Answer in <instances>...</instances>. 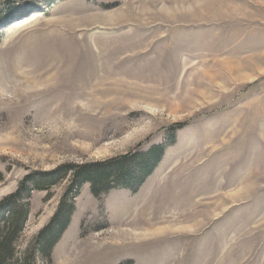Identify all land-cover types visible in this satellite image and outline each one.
Segmentation results:
<instances>
[{"label":"rangeland","instance_id":"rangeland-1","mask_svg":"<svg viewBox=\"0 0 264 264\" xmlns=\"http://www.w3.org/2000/svg\"><path fill=\"white\" fill-rule=\"evenodd\" d=\"M161 145L135 190L72 191L33 264H264V0H0V217L26 177L138 178ZM71 177L23 196L17 257Z\"/></svg>","mask_w":264,"mask_h":264},{"label":"trees","instance_id":"trees-1","mask_svg":"<svg viewBox=\"0 0 264 264\" xmlns=\"http://www.w3.org/2000/svg\"><path fill=\"white\" fill-rule=\"evenodd\" d=\"M162 151H164V146L161 145L150 152L140 154L142 159L146 158L147 160L140 163L138 178L126 171L124 160L128 156L119 158V160L115 159L92 165L88 168L68 164L63 168L61 167L58 170L59 173L50 178H47V176L26 177L17 190L6 199L8 213L0 217V264H33L35 252L46 258L50 257L52 248L71 221L74 212V201L69 195L72 191L76 192L86 182L90 184L94 196H100L108 192L112 185L135 190L157 165L158 156ZM70 174H72L70 185L65 196L59 202L56 212L39 231L36 242L33 241L31 247L25 250L21 257H17L15 243L19 239L29 215V204L23 200V196L29 198L30 191L34 189L49 190Z\"/></svg>","mask_w":264,"mask_h":264}]
</instances>
